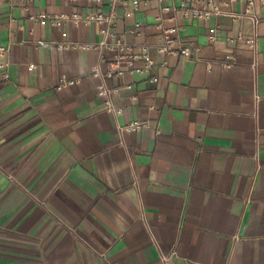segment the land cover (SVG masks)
Returning a JSON list of instances; mask_svg holds the SVG:
<instances>
[{
  "label": "crops",
  "instance_id": "crops-1",
  "mask_svg": "<svg viewBox=\"0 0 264 264\" xmlns=\"http://www.w3.org/2000/svg\"><path fill=\"white\" fill-rule=\"evenodd\" d=\"M213 1L0 0V264H264V0Z\"/></svg>",
  "mask_w": 264,
  "mask_h": 264
},
{
  "label": "built area",
  "instance_id": "built-area-1",
  "mask_svg": "<svg viewBox=\"0 0 264 264\" xmlns=\"http://www.w3.org/2000/svg\"><path fill=\"white\" fill-rule=\"evenodd\" d=\"M100 1V0H96ZM176 4L175 7L180 8L182 12L187 15L191 14L196 17L200 18H207L210 15L218 12V6L214 3L213 0H175ZM138 3V0H132L133 7H135ZM94 19L97 20H110V16H104L102 13H96L93 16H91ZM140 23H136L138 26ZM174 30L173 28H168L164 31V43L161 46L162 51H166L168 49L169 44L171 43L172 39L167 36V33ZM116 44L120 47H122V42L120 39H116ZM185 54H188L187 50H183ZM2 52V47H0V53ZM145 60L149 63L150 58L145 55ZM135 71H141L140 67H136ZM94 73H96V69L93 70ZM151 80H155V77H152ZM70 83L73 82V80H69ZM98 93L100 94H108V91L105 88H99ZM133 126H137V123H135Z\"/></svg>",
  "mask_w": 264,
  "mask_h": 264
}]
</instances>
